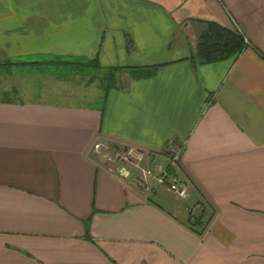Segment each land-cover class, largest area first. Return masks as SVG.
<instances>
[{
	"label": "crops",
	"instance_id": "crops-1",
	"mask_svg": "<svg viewBox=\"0 0 264 264\" xmlns=\"http://www.w3.org/2000/svg\"><path fill=\"white\" fill-rule=\"evenodd\" d=\"M203 22L245 47L192 62ZM39 54L159 66L120 72L102 109L3 88L0 264H264V0H0L1 61ZM171 145L183 199L153 179L144 192L134 162L113 160L129 146L165 168ZM200 210L198 236L183 224Z\"/></svg>",
	"mask_w": 264,
	"mask_h": 264
},
{
	"label": "trees",
	"instance_id": "trees-1",
	"mask_svg": "<svg viewBox=\"0 0 264 264\" xmlns=\"http://www.w3.org/2000/svg\"><path fill=\"white\" fill-rule=\"evenodd\" d=\"M202 29L195 38V52L192 62L198 64H213L223 60L235 58L245 47L242 36L228 30L214 22L201 23ZM159 65L139 67H103L97 58L85 59L82 57L54 56V55H28L19 58L0 61V77L17 69H27L42 75H52L55 80L67 82L68 79L78 78L86 86L95 85L99 92L95 106L103 108L106 96L110 91L119 87L118 75L126 71L132 80L147 79L154 75ZM14 93V90L11 91ZM6 96L0 81V96ZM168 174L173 170L165 166ZM203 210L196 214L189 213L184 226L200 236L205 230L208 220L204 219ZM87 225V223H85Z\"/></svg>",
	"mask_w": 264,
	"mask_h": 264
},
{
	"label": "rangeland",
	"instance_id": "rangeland-1",
	"mask_svg": "<svg viewBox=\"0 0 264 264\" xmlns=\"http://www.w3.org/2000/svg\"><path fill=\"white\" fill-rule=\"evenodd\" d=\"M1 61V59H0ZM35 71L14 70L9 75L4 74L0 77L3 88L8 89L14 87L17 89V98L24 101L40 100L52 102L54 104L73 105V106H95L96 99H92V95L96 91L86 89V91H78L73 88V85L54 82L55 78L52 75L41 76L33 74ZM117 78V82H120ZM68 82L75 81L78 83V78H71ZM74 84V83H73ZM77 85H74V87ZM82 92L80 95L77 93ZM89 96V97H87ZM15 97V96H14Z\"/></svg>",
	"mask_w": 264,
	"mask_h": 264
},
{
	"label": "built area",
	"instance_id": "built-area-1",
	"mask_svg": "<svg viewBox=\"0 0 264 264\" xmlns=\"http://www.w3.org/2000/svg\"><path fill=\"white\" fill-rule=\"evenodd\" d=\"M102 147L99 144H94L92 146L93 150H99ZM107 148V147H106ZM137 151L132 147L125 146L120 149H115L113 151V160L121 163H132V170L134 173V178L138 183L140 189L144 192H149L150 185L149 179L155 181L156 186H164L169 193H171L177 199H183L186 195V185L176 174H174L175 169H177L178 159H179V149L175 145H171L165 149L164 156L166 159L167 167L173 170V173L168 174L164 167L160 165H150L149 167H142L140 162L142 161V154L139 153L135 157ZM135 159V160H134ZM134 160V161H132ZM127 173L122 174L126 176Z\"/></svg>",
	"mask_w": 264,
	"mask_h": 264
}]
</instances>
